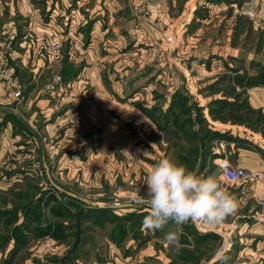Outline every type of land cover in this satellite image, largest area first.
<instances>
[{"label":"rangeland","instance_id":"obj_1","mask_svg":"<svg viewBox=\"0 0 264 264\" xmlns=\"http://www.w3.org/2000/svg\"><path fill=\"white\" fill-rule=\"evenodd\" d=\"M254 79L264 0H0V264H264L247 217L189 222L177 251L139 202L162 156L240 163Z\"/></svg>","mask_w":264,"mask_h":264},{"label":"clouds","instance_id":"obj_2","mask_svg":"<svg viewBox=\"0 0 264 264\" xmlns=\"http://www.w3.org/2000/svg\"><path fill=\"white\" fill-rule=\"evenodd\" d=\"M148 214L142 221L146 231L164 232L167 246L179 250L183 226L192 222L215 227L234 215L238 201L221 180V174L198 175L185 165L168 157L153 163L146 177ZM167 229V231H165ZM217 264H229L222 249L214 252Z\"/></svg>","mask_w":264,"mask_h":264},{"label":"crops","instance_id":"obj_3","mask_svg":"<svg viewBox=\"0 0 264 264\" xmlns=\"http://www.w3.org/2000/svg\"><path fill=\"white\" fill-rule=\"evenodd\" d=\"M258 3H260V0H258ZM95 45L96 43L94 46ZM258 80L259 79H254L253 81L258 87L255 88L253 94L255 97H253L254 99L251 98V100L252 102H255L254 109L262 112L261 114L264 116V84H261V81ZM260 85L261 87H259ZM239 127L242 128L241 126ZM243 130L245 131L244 134L241 131L242 134L240 133L239 136L245 141L248 140V142L252 144V149H239L240 158L237 160V162L240 163L233 162L231 159L230 161L234 165L260 171L262 178L253 185L233 187V189L237 191L235 192V195L238 201V209L235 213V215H237L235 218L238 219L239 217H247L248 220H251L253 223L252 227L258 228L261 234V227L263 226L264 222V207L261 206V202H264V158L258 153L254 152L253 148L264 149V137L261 134L263 129H254L253 127H249L246 129L244 128Z\"/></svg>","mask_w":264,"mask_h":264},{"label":"built area","instance_id":"obj_4","mask_svg":"<svg viewBox=\"0 0 264 264\" xmlns=\"http://www.w3.org/2000/svg\"><path fill=\"white\" fill-rule=\"evenodd\" d=\"M249 6H252L253 3H248ZM250 15L252 13L248 12ZM215 153L219 154V151ZM214 164H216L220 174L222 183L229 186H245L252 185L253 183H257L261 180L262 174L260 171L254 169H248L239 165H234L228 155L221 154L217 155V157L213 160ZM261 206L264 207V202H261ZM261 236L264 240V222L261 227Z\"/></svg>","mask_w":264,"mask_h":264}]
</instances>
